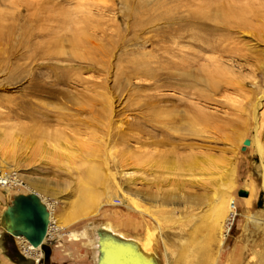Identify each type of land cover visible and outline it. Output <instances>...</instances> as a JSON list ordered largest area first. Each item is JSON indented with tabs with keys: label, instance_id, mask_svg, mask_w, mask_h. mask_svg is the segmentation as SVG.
<instances>
[{
	"label": "rangeland",
	"instance_id": "1",
	"mask_svg": "<svg viewBox=\"0 0 264 264\" xmlns=\"http://www.w3.org/2000/svg\"><path fill=\"white\" fill-rule=\"evenodd\" d=\"M202 1L0 0V159L9 167L3 171L20 179L19 185L0 192V213L16 194L31 192L44 200L52 219L44 237L47 264H102L104 235L149 244L157 264H264V160L256 151L260 143L264 149V100L255 120L252 111L264 90V34L259 33L264 22L232 31L227 40V33H220L219 44L206 30L184 25ZM208 2L206 14H211L219 3ZM249 2L264 16V0ZM217 57L231 67L226 76L230 84L212 91L198 80L210 69L205 59ZM170 59L185 60L187 68L175 73L191 77L172 79ZM170 98L194 103L214 123L193 121L194 110L183 107L177 110L184 112V121L179 123L180 116L171 119ZM172 120L177 129L172 130ZM171 132L177 139L184 137V146L192 144L202 153L212 145L220 191L229 189L225 216L219 219L222 245L205 244L207 258L201 251L178 260L168 241L186 238L195 222L203 221L196 214L207 208L198 211L181 202L159 205L135 196L174 186L170 172L175 170L168 160L142 157L159 152L170 160L165 152ZM109 137L117 143L108 144ZM253 139L255 144L243 146ZM88 169L99 177L91 185L95 197L89 200L82 195L89 189ZM186 169L176 173L186 177ZM109 173L117 174L118 184L132 192L138 205L120 203L114 188L105 184ZM194 190L186 184L181 189L182 194ZM239 190L246 196H237ZM80 205L88 214L60 228L54 224ZM252 215L259 224L250 221ZM206 229L199 230L197 239ZM214 235L218 239L219 231ZM36 253L0 227V264L41 262L42 251Z\"/></svg>",
	"mask_w": 264,
	"mask_h": 264
},
{
	"label": "bare ground",
	"instance_id": "2",
	"mask_svg": "<svg viewBox=\"0 0 264 264\" xmlns=\"http://www.w3.org/2000/svg\"><path fill=\"white\" fill-rule=\"evenodd\" d=\"M200 1H202V0H200ZM213 1H215L219 4L213 8L211 14H206V8L209 9V7H208L209 2H208V0H206V1L203 0L202 6L197 8V9H199L197 12H191L188 14V16H186L184 18V22H185L184 25H186V26L187 25L188 26L194 25L197 28H201V29L206 30L210 34V37H209L210 40H213L215 42L218 41L217 43L221 44V42H223V40L221 39V37L217 38L220 33L226 32L227 35L224 38L227 40L228 33L232 32V31L234 32L235 30L240 31V29H250L252 26V22H254V21H257L259 23L264 22V16H262L259 13V11L257 9H255V6L254 7L252 6V4L249 2L250 0H232V1H229V0H213ZM237 4H240V5H237ZM210 9H212V8H210ZM203 12H205V13H203ZM229 22H231L233 24V26L229 25ZM194 26H193V28H194ZM256 27H259V26L256 25ZM262 28L259 30V33L264 34V31H263L264 29H262ZM213 48H215V47H213ZM205 60L208 63V65L207 64L206 65L209 66L210 69L208 70L209 72L205 71L206 74H204V75H203V73H204L203 72V70H204L203 66H202L203 67L202 68L203 73L198 70L199 73H202V75L204 76L203 78H201V80L197 79L198 81H200V82L202 81L203 83L202 84L200 82H198V83H200L201 85H203V84L206 85L212 91L219 89V87L221 88L222 86L224 87L225 85H229L230 84V78H228L226 76L229 73H231V67L229 68L228 66L223 64V62L221 61V59L219 57L205 59ZM169 65H170V68L172 71V73H170L172 76V79H173V77L175 78L177 76L179 78H181L180 76H182L183 79L185 77L186 78L191 77V75H189V74L181 73L180 75H178L175 73L176 69H178L180 67L185 68L186 66H188V63L185 60L182 59V61H180V62H175V61L170 59ZM207 66H206V68H207ZM211 67H212V69H211ZM187 70H190V69H187ZM171 71H169V72H171ZM190 74H191V71H190ZM195 74L199 75L198 72H196ZM195 74H193V76ZM195 82L196 81H193V83H195ZM206 86H204V87L206 88ZM256 99H258V100L256 102L254 101L255 104L252 102L254 104V107L252 110L254 120L256 117V115H255L256 109L258 110L260 107L263 106L261 103L262 102L261 100H264V90H262V95ZM170 100L172 101L171 98H170ZM172 102H174V101H172ZM212 102H214V101H212ZM173 104H172V109H171L173 118H171V119H175V117L178 118V116H180L179 117L180 118L179 123H182L184 121V112L177 110L180 107H183L185 109L194 110L196 115H194L195 118L193 121H197V122H200V123L206 124V125L213 121L212 117L208 116L207 114H204L205 112L200 110L194 103L184 101L183 99L180 98L176 102H174ZM175 122H177V121L172 120V122H171L173 124V126H171L172 130L177 129L176 126L174 125ZM212 123H214V122H212ZM227 125H229V124H227ZM174 133H176V132H171L169 137L167 138L169 141L168 142L169 148H168V151L165 153H169L171 155L170 160L166 154H162L159 152H156V153L149 152L148 154H147V152H145L146 154H143L142 157L149 155V156H152V157L154 156V157L158 158L162 162L168 160L172 164L171 170L172 169L175 170V171L172 170L173 172H170V175L172 176V178L173 177L176 178V179L173 178V180L179 181V182L174 181V184H173L174 186L172 187V189H168L166 192H162V191H160L158 193L148 192V193H144V194L137 192V194H135V196L136 197H139V196L145 197L146 196V198H148V200L150 202L158 203L159 205H172V204H175L176 202H181L184 205H186L188 208H193V209L198 210V211H201L204 208H207L206 212H203V214H201V215L196 214V216L200 217V219H203V221L201 220L200 223L198 221H196L194 227L187 234L186 238L183 239V237H178V238L176 237V239H175L176 242L174 240H172L171 238H170V240H168L170 242L169 245L176 249V251L178 253V260H186L187 261L188 258H194L197 255H200L199 253H202L201 251H203V253H206V258H207L208 256H210V252H209V250H207L205 252V250H204L206 248L205 244L213 245L214 243H217V246L222 245L223 233L221 231V224L219 223V219H222V217L225 216V209L224 208L227 205L226 203H228L227 199H228L229 189L227 188L226 191L221 192L220 188H219V186H220L219 179L217 180L215 178V174L217 173V171H216L217 168H216V164H215L216 159L214 158L213 151H215L216 149L212 145H211L212 147L206 146V148L204 149L206 151V153H202L201 151H199L200 148L194 147V145H192V144H188V145L184 146L183 143H180L181 141L185 140L184 137L177 139L176 137L173 136ZM180 133H183V135H186V136L187 135L195 136V137L201 136L198 132H180ZM227 136L224 135L225 138ZM227 138L230 140L229 137H227ZM120 139H122V138H120ZM209 139L212 140L214 138L209 137ZM117 140H118L117 138L115 140L113 137H109L107 139V143L108 144L111 143V144L115 145L114 143L115 142L117 143ZM157 141H159V139ZM227 142H228V140H227ZM255 143H256V139H253L251 141V143L247 141V145L251 144V146H252ZM260 144H257V150L256 151H258L257 153H259L260 159L264 160V149H262V146ZM180 149H185V150H187V152L182 153L181 151H179ZM100 162H104V160L101 159ZM115 163L117 165L119 163V160H116ZM184 167H188V170L186 169L187 170V172H186L187 176L186 177L188 179H186V177H183L181 175L179 176L176 173L178 171H181L182 168H184ZM4 169L9 170V167H8V165H5L4 159H0V176H1L0 192L5 190L11 184H18V185L20 184V179L17 180V179L12 178L11 177L12 173L11 172H5V171H3ZM108 175H109V178L107 179V181L105 179V184L107 185V187H113L114 188V190H115L114 192L119 197L120 203L122 205H125V207H127V208H128V203H132L131 205H133V204L138 205L136 202L137 198L135 196H131L132 192L130 194L127 191H124V189H122V187L118 184L117 174L109 173ZM170 175H169V177H170ZM85 176L88 178V181H89V189H86L87 191H83L82 195H85V198L87 200L93 199L95 196H94V194L92 195L91 185L94 184L96 181L98 182L99 177H96L94 170H91V169H88L85 172ZM104 176H106V175H104ZM123 178L126 179V181H128L129 184H132L134 182L132 180V178L126 177L125 173L123 174ZM177 178H179V179H177ZM183 178L185 180H182ZM161 180L166 181V180H168V178L164 177L163 179L161 178ZM262 182H263V189H264V165H262ZM184 184H186L187 186H192V188L195 189L194 193L182 194L181 189L183 188ZM185 187L186 186H184V188ZM32 194H34V193H32ZM34 195H36V194H34ZM87 195H89V196H87ZM36 196L40 200V203L46 207V205L43 203L44 200H42L38 195H36ZM80 206H77L72 211V213H70L68 216H65L63 218L62 222L60 220H55L54 224L59 225L58 227L60 228L61 226L66 225V224L72 222L73 220L76 221V219L83 217L84 215L88 214V210H85L86 208H84V205H82L81 207ZM134 208H136V207H134ZM143 210L147 211L148 209L143 207ZM145 214H146V212H145ZM49 216H50V214H49ZM49 216H48V220H49V224H50L52 219L50 218L51 216L50 217ZM207 216H209V217H207ZM206 218H211V222L207 223ZM249 219L255 225L259 224V222H260V219L255 215L250 216ZM203 228H207L206 230L208 231V233L202 239L200 237H199L200 239H197L198 238L197 233H199V230L203 229ZM215 230L219 231L218 239L215 238V235H214ZM47 232H48V222H47V228H46L45 236L47 235ZM154 234L155 233H151L149 238L150 239L154 238L155 237ZM72 236L76 237V235H72ZM124 237L126 238V236H124ZM15 238H19L21 240L22 247H25V249L39 253V248H32L21 237H15ZM169 242H167V243H169ZM43 244H48V243H46V241H43ZM101 249H102V252H104V260H103L102 264H157L156 260H155V256H154L155 254L152 253L151 247L149 246V244L144 243V242H143V244H140V245L127 243V242H118V241L114 240L113 238H111L107 235H104L102 243H101ZM202 258H203V256H202ZM206 263L207 262H205V264Z\"/></svg>",
	"mask_w": 264,
	"mask_h": 264
},
{
	"label": "water",
	"instance_id": "3",
	"mask_svg": "<svg viewBox=\"0 0 264 264\" xmlns=\"http://www.w3.org/2000/svg\"><path fill=\"white\" fill-rule=\"evenodd\" d=\"M247 141L243 142V146ZM237 196L245 197L242 190ZM49 213L46 207L40 203L38 197L32 193L16 194L12 196L9 204L0 213V227L12 237H21L32 248H39L43 253L41 262L35 264H47L49 249L43 244L46 234Z\"/></svg>",
	"mask_w": 264,
	"mask_h": 264
},
{
	"label": "built area",
	"instance_id": "4",
	"mask_svg": "<svg viewBox=\"0 0 264 264\" xmlns=\"http://www.w3.org/2000/svg\"><path fill=\"white\" fill-rule=\"evenodd\" d=\"M0 180H1V176H0Z\"/></svg>",
	"mask_w": 264,
	"mask_h": 264
}]
</instances>
